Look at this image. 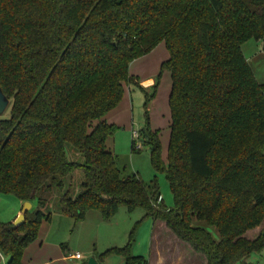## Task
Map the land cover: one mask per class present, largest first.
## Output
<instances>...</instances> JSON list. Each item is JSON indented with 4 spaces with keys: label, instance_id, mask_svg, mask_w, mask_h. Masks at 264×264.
I'll return each mask as SVG.
<instances>
[{
    "label": "trees",
    "instance_id": "trees-1",
    "mask_svg": "<svg viewBox=\"0 0 264 264\" xmlns=\"http://www.w3.org/2000/svg\"><path fill=\"white\" fill-rule=\"evenodd\" d=\"M249 39L264 43V0H0V90L9 103L0 117V195L36 202L20 227L0 223L5 264H22L50 221L43 194L53 188L57 214L74 224L88 211L109 220L120 208L141 209L205 264H250L264 248V227L245 237L264 223V83L242 55ZM159 44L168 55L160 74L170 77L165 162L146 111L158 80L148 94L129 74ZM124 85L143 94L137 136L165 178L169 209L156 178L123 177L109 148L118 128L104 117ZM67 148L82 164L68 161ZM75 171L81 190L71 198L61 180ZM132 233L100 260L148 264L130 253Z\"/></svg>",
    "mask_w": 264,
    "mask_h": 264
},
{
    "label": "rangeland",
    "instance_id": "rangeland-1",
    "mask_svg": "<svg viewBox=\"0 0 264 264\" xmlns=\"http://www.w3.org/2000/svg\"><path fill=\"white\" fill-rule=\"evenodd\" d=\"M241 52L253 73L255 81L258 84H263L264 43L249 39L241 45ZM167 57L163 44H159L151 52L132 62L129 67V74L134 77L136 76L139 79L152 77L154 81L158 80L156 96L148 103L146 111L150 129L159 131L162 149L161 158L164 162L169 136L167 97L170 88V77L167 72L160 74V65L167 60ZM123 90V97L114 111L117 112L122 107V103H127L128 112L125 114V119H122V116L118 117V125H116L118 129L112 138L113 143L109 144V148L116 156V164L123 177L136 175L145 185H150L153 178H156L160 199L165 208L169 209L172 207V198L164 176L153 171L148 149L139 140L131 137L132 130L139 132L145 126L143 94L139 90L125 85ZM150 91V89L146 90L148 94ZM7 109L0 117L4 116ZM117 114L119 112L115 115ZM132 142L135 143V148L137 145H139V148L131 151ZM66 154L68 161L82 164V158L71 151L70 148L66 149ZM61 182L63 193L68 192L71 198H75L81 190V172L75 171L70 176L63 178ZM59 196L60 194L57 193L55 188L50 193L43 194V198L47 201L46 210L51 215L57 214ZM15 205L16 200L13 197L0 195V223L10 222ZM33 205L32 213L36 211V202ZM89 213L96 215L98 212L91 211ZM100 219L101 223L98 227L89 221L81 231L77 226L78 224H76L62 229L61 235L56 232H50L47 235L41 231L40 237L45 239V235H47L43 243L50 246L55 245L56 242L60 243L56 253L52 254L53 258L60 257L59 255L68 257L70 254L75 253L81 258L80 261L69 260L66 264H82L89 259H93L96 264H123V260L119 255H109L101 260L100 255L112 247H124L128 243L131 231L133 233L130 242V253L136 257H143L146 261L150 256L149 263L147 261L148 264H200V259L203 258L199 254L195 256L186 244L175 238L163 224L155 223L153 232V222L144 218V212L141 209H135L129 213L125 208H120L111 219L102 220L101 217ZM137 223L138 225L135 228ZM263 227L264 223L258 229L248 231L245 237L252 239ZM54 229L56 228L54 227ZM211 231L213 237L217 238L216 232ZM248 262L250 264H264V248L259 253H252L248 258Z\"/></svg>",
    "mask_w": 264,
    "mask_h": 264
},
{
    "label": "crops",
    "instance_id": "crops-1",
    "mask_svg": "<svg viewBox=\"0 0 264 264\" xmlns=\"http://www.w3.org/2000/svg\"><path fill=\"white\" fill-rule=\"evenodd\" d=\"M130 75L133 76L132 74H130ZM135 78L138 80L139 85L145 91L147 89H150L154 85V82H155L152 77L139 79L138 77L135 76ZM144 83H147V84L144 85ZM169 90H170V88H169ZM156 93H157V91H156ZM121 106L122 107L119 108V110L117 111V112H119V114L115 115L117 112L112 110L104 117V120L108 124H112V125L116 126V125H118L117 124L118 123L117 122L118 121L117 120L118 117L120 118L122 116V119H125V114L128 112V105H127V103L126 104L122 103ZM123 116H124V118H123ZM168 125H169V121H168ZM152 130H156V129H152ZM132 133H137V132L132 130L131 131V137H132ZM111 143H113V141H111ZM22 205H23L22 202L16 200V205H15V210H14V213H13V217L10 220V222H7V223H11L12 224L14 222V220L17 218V216L20 215L21 209H22ZM33 207H34V205L31 204V209ZM31 209H30V211H31ZM89 212H91V211H88V212L85 213L83 221L77 223L78 224L77 226H79L78 228H79L80 231L83 230V228L85 227V224L87 222H89V221H91V223H94L93 225H96L97 227L101 223L100 216L97 215L98 213L95 215V214L89 213ZM71 225L74 226L76 224H74L71 219H69L67 217H64V216H61V215H58V214L51 215V219H50L49 222H42L41 225H40V228H39L37 239L32 244H30L27 248H25V250L23 252L22 264H51L52 261H54V263H52V264H56V263L57 264H66V262L69 261V260L80 261L81 258L79 260H75V259L71 258V256L75 255L76 253L75 254H70L68 257L59 255L60 257L53 258L52 254L54 252L56 253V251L59 248L60 243L56 242V244L53 245V246L47 245V243H43V241H45L47 235H49L50 232H53V233L56 232V233L61 235V230L64 229V228H69ZM153 226H154L153 227V232H154L155 224H153ZM54 227L56 229H54ZM256 229H258V228H256ZM41 231H43V232H45V234H47V235H45V239L40 237ZM153 232H152V234H153ZM151 243H152V235H151V239H150V251H151ZM112 248H121V247H116L115 246V247H112ZM188 249L191 250L189 247H188ZM150 254H151V252H150ZM193 254L195 256H198V254L195 253V252H193ZM50 259H51V261H50ZM149 259H150V256H149ZM149 259L147 260L148 263H149ZM4 261L6 263V258L4 259V257H3V262ZM83 263H85V262H83ZM200 264H205L204 258L200 259Z\"/></svg>",
    "mask_w": 264,
    "mask_h": 264
},
{
    "label": "water",
    "instance_id": "water-1",
    "mask_svg": "<svg viewBox=\"0 0 264 264\" xmlns=\"http://www.w3.org/2000/svg\"><path fill=\"white\" fill-rule=\"evenodd\" d=\"M8 100L3 96L1 90H0V115L4 113V111L8 107ZM31 209V204L29 202H24L22 205L21 213L17 216V218L12 223L13 227L18 228L22 225L24 222V215L29 212ZM1 255H0V264H1ZM86 264H96L93 259H89Z\"/></svg>",
    "mask_w": 264,
    "mask_h": 264
},
{
    "label": "built area",
    "instance_id": "built-area-1",
    "mask_svg": "<svg viewBox=\"0 0 264 264\" xmlns=\"http://www.w3.org/2000/svg\"><path fill=\"white\" fill-rule=\"evenodd\" d=\"M132 138L138 140L137 133H132ZM138 148H139V145L136 146V149H138ZM1 258H2L1 259V261H2L1 263L3 264V257L1 256ZM71 258L72 259H75V260H79L80 259V256L78 254H75V255L71 256Z\"/></svg>",
    "mask_w": 264,
    "mask_h": 264
},
{
    "label": "bare ground",
    "instance_id": "bare-ground-1",
    "mask_svg": "<svg viewBox=\"0 0 264 264\" xmlns=\"http://www.w3.org/2000/svg\"><path fill=\"white\" fill-rule=\"evenodd\" d=\"M147 83H144V85H146Z\"/></svg>",
    "mask_w": 264,
    "mask_h": 264
}]
</instances>
